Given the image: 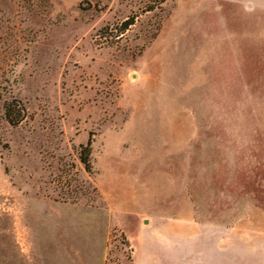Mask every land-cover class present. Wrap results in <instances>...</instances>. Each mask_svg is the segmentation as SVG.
I'll return each instance as SVG.
<instances>
[{"label":"rangeland","instance_id":"obj_1","mask_svg":"<svg viewBox=\"0 0 264 264\" xmlns=\"http://www.w3.org/2000/svg\"><path fill=\"white\" fill-rule=\"evenodd\" d=\"M0 258L264 264V0H0Z\"/></svg>","mask_w":264,"mask_h":264},{"label":"trees","instance_id":"obj_2","mask_svg":"<svg viewBox=\"0 0 264 264\" xmlns=\"http://www.w3.org/2000/svg\"><path fill=\"white\" fill-rule=\"evenodd\" d=\"M132 23H133V20H129V19H126L125 21H123V23H122L123 29L128 28V26L131 25ZM9 111H10L9 108L6 109L8 121L13 123V124L18 123L21 120V116L11 118V117H9ZM90 148H91V137L88 138L85 145H81V150H80V159L84 163L85 168L88 171L91 168L90 161H89Z\"/></svg>","mask_w":264,"mask_h":264},{"label":"crops","instance_id":"obj_3","mask_svg":"<svg viewBox=\"0 0 264 264\" xmlns=\"http://www.w3.org/2000/svg\"><path fill=\"white\" fill-rule=\"evenodd\" d=\"M22 256V253H21V249H19V257H21ZM5 258H6V255L4 256V260H5ZM2 258H0V260H1ZM4 263H6L5 261H4ZM1 264V263H0Z\"/></svg>","mask_w":264,"mask_h":264}]
</instances>
